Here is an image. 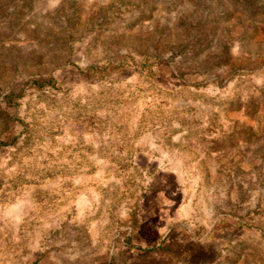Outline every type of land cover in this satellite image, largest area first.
Returning <instances> with one entry per match:
<instances>
[{
	"label": "rangeland",
	"instance_id": "374dc122",
	"mask_svg": "<svg viewBox=\"0 0 264 264\" xmlns=\"http://www.w3.org/2000/svg\"><path fill=\"white\" fill-rule=\"evenodd\" d=\"M0 264H264V0H0Z\"/></svg>",
	"mask_w": 264,
	"mask_h": 264
}]
</instances>
